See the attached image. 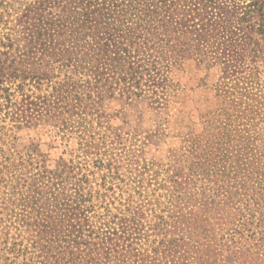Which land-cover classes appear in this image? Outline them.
I'll use <instances>...</instances> for the list:
<instances>
[{"label":"trees","instance_id":"trees-1","mask_svg":"<svg viewBox=\"0 0 264 264\" xmlns=\"http://www.w3.org/2000/svg\"><path fill=\"white\" fill-rule=\"evenodd\" d=\"M256 2L251 0L246 6ZM30 3L28 10L33 14L23 23L26 39L39 44L51 37L59 40L62 45L50 54L74 56L78 51L87 57L91 48L78 50V40L83 39L87 47L108 37L127 43L116 55L126 51L137 55L142 46L145 56H162L158 61L162 72L153 75L146 88L153 99L144 111L150 108L159 122L150 135L159 133L161 125L175 131L180 126L183 100L178 94L189 86L182 76H174V65L208 68L216 63L225 65L226 73L209 86L216 106L196 114V122L178 134V145L168 148L172 160L162 181L159 175L164 164L152 161L155 168L150 176L162 183V193L143 186L142 191L140 186L139 199L131 200L135 194L121 199L104 175L94 193L89 192L87 200L96 199L104 207L96 220L99 229H108L101 235L62 212L61 205L74 200L72 191L80 190L78 185L87 180V174L75 179L47 168L37 158L35 144L18 150L15 133L0 124V264H264V90L258 82L262 63L251 56L244 74L229 72L234 64L222 59L224 51L209 24L212 15L225 22L232 11L217 0H0L1 46L6 44L2 39H11L9 23L17 20L18 9ZM56 8L64 17L53 18ZM246 14L243 10L239 23L246 20ZM27 15L19 13L18 18L21 21ZM195 19L193 27L189 22ZM138 29L140 35L135 33ZM119 30L125 32L119 34ZM149 41L152 45H146ZM155 42L160 49L152 51ZM105 51L99 48L96 56H108ZM0 54L6 52L0 50ZM191 77L206 89L207 76ZM124 80H110L103 72L90 87L86 80L82 94L91 98L93 111L79 112L77 127L92 114L90 123L100 125L111 97L145 95L140 80L136 85H125ZM0 106L4 108L3 101ZM0 119L5 121L4 116ZM30 147V152H23ZM91 162L103 168L101 158ZM147 164L143 158L138 174L141 185L146 179L150 182L144 176ZM108 202L114 205L113 214ZM93 207L91 203L86 209Z\"/></svg>","mask_w":264,"mask_h":264},{"label":"rangeland","instance_id":"rangeland-1","mask_svg":"<svg viewBox=\"0 0 264 264\" xmlns=\"http://www.w3.org/2000/svg\"><path fill=\"white\" fill-rule=\"evenodd\" d=\"M217 2L232 11L225 22L218 20L215 15H212L209 21L215 28L213 38L217 39L218 46L224 51L222 59L227 64L229 62L234 64L228 71L234 72L236 76L244 74L251 56H257V60L262 63L258 82L264 90V0H257L256 4L250 6L246 5L251 3V0ZM17 4L15 3V6H18ZM30 4L26 8L24 6L18 9V14L28 15L20 21L17 14V20L10 21L11 31L8 38L11 39L8 41L2 39L6 44L0 45V50L6 52V55L0 54V102H4V108L0 106L2 107L0 116L2 118L4 116L5 120L0 119V124H5L8 132L15 133L18 150L23 146L35 144L36 154H39L37 158L47 168L62 171L63 175L67 172L75 179L87 174L85 176L87 180L78 185L80 190L72 191L74 200L71 199L67 204L61 205L62 212L70 218H79L80 223L84 225L83 228L94 230L95 234L101 235L108 229L107 227L99 229L96 220L104 213V207L96 199H93V202L87 200L90 193H94L101 183V177L105 176L106 184L112 186L113 191L120 195L121 199H125L127 194H135L131 199L133 201L139 199L137 191L140 186L142 191V188L146 187L156 188L157 193H162V183L159 185L154 176H150L155 168L152 161L163 162L159 175V181H162L166 176L165 170L169 166V160H172L168 156V148L178 145L180 138L178 134L190 128L189 125L193 121L196 122V114L216 106L214 92L209 86L218 76L226 73L225 65L213 63L208 68L201 65L196 67L193 64L185 68L174 65L172 68L174 76H182L189 86L185 93L178 94L179 100H183L180 103L182 110L180 126L175 131L161 125L158 128L159 133L150 135L159 122L153 119L154 111L150 108L144 111L146 104L153 99L146 88L149 79L162 72L158 62L162 56H145V47L142 46L137 55H129L128 51L123 52L122 56L116 55L121 53V48L127 43L119 42L118 38L108 37H103L96 44L92 43L87 47L83 45V39L78 40L76 45L78 50L91 48L87 57L80 56L82 53L78 51L74 56L50 54V50L53 48L58 50V46L62 45L59 40L51 37L46 39L45 44H39V41L34 43L29 38L26 39L23 23L25 19L29 21L33 14L28 10L32 6V3ZM219 9L223 10L221 8L216 10ZM56 10L58 9L53 10V18L64 17V14H58ZM243 10L247 11L245 19L249 20L239 23L238 18L243 14ZM46 12L43 11V14ZM67 12L66 10L65 14ZM34 17L36 18V15ZM197 22L195 19L189 24L195 27ZM122 32L125 30L118 31L119 34ZM135 33L140 35L139 29ZM48 42L52 44L49 45ZM146 45H152V41ZM99 48H106L108 56H96ZM159 49V42L153 43L152 51ZM66 63L71 65L65 66ZM72 66L75 68L74 73ZM100 72L110 80L125 78V85H136L140 80L145 95L126 99L111 97L110 102L106 104L107 108L103 110L104 115L100 117L102 121L100 125L96 121L90 123V120H94L95 114H92L86 116L85 122L79 121L83 125L77 127L79 112L92 110L91 98L87 100V93L82 94V90L87 85L92 86L91 81H94ZM194 74L200 77L207 76L206 89L198 85L197 78L191 79ZM178 90L181 88L178 87ZM77 96L82 97V100H77ZM158 96L160 93L155 95L156 98ZM36 108L39 111H35ZM45 110H50V113L46 115ZM31 150L32 147L24 149L23 152ZM91 158L93 160L101 158L103 168L93 167L92 162L89 163ZM143 158L148 163L144 176H148L150 182L146 179L141 185L138 174L141 172ZM104 164L108 167H104ZM91 203L94 205L93 209L87 210ZM108 204L111 213L116 212L114 205L110 202ZM83 218H88V221L84 222ZM76 220L74 222H77Z\"/></svg>","mask_w":264,"mask_h":264}]
</instances>
